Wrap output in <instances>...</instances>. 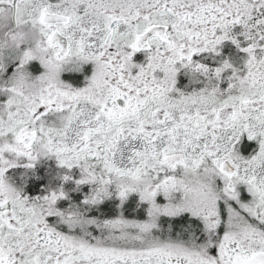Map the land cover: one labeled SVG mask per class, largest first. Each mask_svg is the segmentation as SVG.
Wrapping results in <instances>:
<instances>
[{"label": "snow or ice", "instance_id": "snow-or-ice-1", "mask_svg": "<svg viewBox=\"0 0 264 264\" xmlns=\"http://www.w3.org/2000/svg\"><path fill=\"white\" fill-rule=\"evenodd\" d=\"M0 264H264V0H0Z\"/></svg>", "mask_w": 264, "mask_h": 264}]
</instances>
